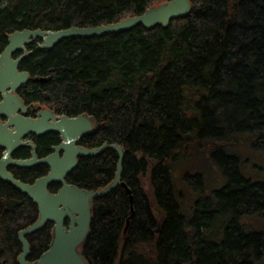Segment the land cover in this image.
<instances>
[{
	"label": "trees",
	"instance_id": "trees-1",
	"mask_svg": "<svg viewBox=\"0 0 264 264\" xmlns=\"http://www.w3.org/2000/svg\"><path fill=\"white\" fill-rule=\"evenodd\" d=\"M166 1L0 0V54L16 31L98 26ZM190 3V12L168 27L138 25L102 36H73L47 49L34 40L21 62L20 69L31 77L18 91L26 104L70 117L88 114L98 128L79 144L117 143L125 151L121 181L133 200L121 184L93 199L90 230L81 247L88 264H264V230L247 232L242 224L245 215H264V181L246 177L239 158L213 143L228 181L203 194L187 215L174 177L193 134L218 139L251 133L255 146L264 150V0ZM31 139L39 158L62 141L56 132ZM31 152L19 147L12 156L26 159ZM118 157L112 148L81 156L66 181L87 190L104 188L115 178ZM9 170L32 184L49 166ZM148 170L162 220L141 183ZM184 177L194 190L202 189L201 174ZM60 187L52 183L49 190ZM38 218L39 207L29 195L0 178V264H20L19 232ZM222 225L223 237L215 239L210 229ZM53 228L48 221L27 235L29 261L49 249Z\"/></svg>",
	"mask_w": 264,
	"mask_h": 264
},
{
	"label": "water",
	"instance_id": "water-1",
	"mask_svg": "<svg viewBox=\"0 0 264 264\" xmlns=\"http://www.w3.org/2000/svg\"><path fill=\"white\" fill-rule=\"evenodd\" d=\"M190 9V0H168L149 7L140 15L115 23L94 27L73 26L59 31L25 29L8 35L9 43L0 54V115L3 117L0 120V149L3 150L0 157V178L28 194L39 207L38 220L19 232L22 243V252L18 257L20 264H88L79 247L86 242L90 230L93 199L109 194L121 184L130 194L131 201L133 200L131 189L121 182L125 156L123 148L108 142L95 148L78 144L81 138L95 131V119L86 114L78 117L59 116L51 109H41L39 105H35L39 109L36 117L28 116L29 106L18 94V90L31 79L29 72L19 69L22 60L30 54L28 45L39 40L38 46L47 49L58 41L73 36H102L127 31L138 25L147 29L156 25L168 27L172 19L187 15ZM48 132L59 133L62 141L52 146V153L39 158L36 144L29 137L42 136ZM19 147L30 148L32 156L26 159L13 158L12 153ZM110 148L115 149L119 157L115 178L108 186L87 190L67 183L66 176L77 167L79 157L97 156ZM39 164L48 165L50 171L33 184L16 179L9 171L10 166L28 168ZM52 183L61 184L57 192H50L49 186ZM48 221L54 222L51 245L37 260L29 261L27 258L31 247L26 236Z\"/></svg>",
	"mask_w": 264,
	"mask_h": 264
},
{
	"label": "rangeland",
	"instance_id": "rangeland-1",
	"mask_svg": "<svg viewBox=\"0 0 264 264\" xmlns=\"http://www.w3.org/2000/svg\"><path fill=\"white\" fill-rule=\"evenodd\" d=\"M157 5V4H155ZM253 134L246 132L231 133L226 138H202L199 134H193L186 144L185 153L180 155L174 172L176 187L179 193L181 207L187 215H191V207L201 199L203 194L207 195L214 190L224 187L228 176L223 173L222 168L217 164L212 144L216 143L225 148L226 153L237 156L240 161V170L253 181H264V150L255 146ZM147 158V157H146ZM141 176L143 189L152 200L154 212L159 220L164 218V213L157 206L154 200V189L151 185L150 173ZM201 174L203 186L200 190H194L185 180V174ZM204 191V192H203ZM242 224L247 232L253 230H264V215H245ZM223 225L218 228H211L210 234L215 239L223 237Z\"/></svg>",
	"mask_w": 264,
	"mask_h": 264
},
{
	"label": "bare ground",
	"instance_id": "bare-ground-1",
	"mask_svg": "<svg viewBox=\"0 0 264 264\" xmlns=\"http://www.w3.org/2000/svg\"><path fill=\"white\" fill-rule=\"evenodd\" d=\"M161 4V3H160ZM157 5H159V4H157ZM153 6H156V5H153ZM123 19H125V18H123ZM123 19H121V20H123ZM121 20H119V21H121ZM119 21H117V22H119ZM112 23H115V22H112ZM108 24H110V23H108ZM101 25H104V24H101ZM163 26V25H162ZM77 27H79V26H77ZM92 27H94V26H92ZM68 29V28H67ZM61 30H65V29H61ZM49 31H59V30H49ZM38 42V41H37ZM59 42V41H58ZM56 44V43H55ZM54 44V45H55ZM28 48V47H27ZM52 48V47H51ZM29 51V50H28ZM29 52H31V51H29ZM20 65H21V63H20ZM19 69H20V67H19ZM21 70V69H20ZM21 71H24V70H21ZM25 85V84H24ZM19 94V93H18ZM25 103V102H24ZM26 104V103H25ZM26 105H28V104H26ZM37 105H39V104H37ZM29 106V108L31 107V106H34L35 107V105H32V104H30V105H28ZM40 106V108L41 109H43L42 108V106L41 105H39ZM29 108H28V110H29ZM37 109V108H36ZM39 110V109H38ZM53 111V110H52ZM85 114V113H84ZM57 115H59L60 116V114H57ZM64 114H62L61 116H63ZM80 115H83V114H80ZM80 115H78V116H80ZM86 115H88V114H86ZM65 116H67V115H65ZM78 116H73V117H78ZM91 119H93L94 120V118L93 117H91L90 115H88ZM31 117V116H30ZM36 117V116H35ZM34 117V118H35ZM68 117H70V116H68ZM96 120V119H95ZM4 121H6V119H4ZM95 131L97 130V128H98V123H97V121H96V123H95ZM94 131V132H95ZM90 134H92V133H90ZM88 135V134H87ZM86 136V135H85ZM30 139V138H29ZM82 139V138H81ZM80 139V140H81ZM79 140V141H80ZM33 141V140H32ZM61 143V142H60ZM79 144V143H78ZM104 144V143H103ZM102 144V145H103ZM114 144H117V143H114ZM80 145V144H79ZM117 145H119V144H117ZM82 146V145H81ZM101 146V145H100ZM119 146H121V145H119ZM84 147V146H83ZM97 147H99V146H97ZM122 147V146H121ZM95 148V147H94ZM115 150V149H114ZM124 150V149H123ZM13 154V153H12ZM13 157V156H12ZM17 159V158H16ZM78 161H79V158H78ZM10 171V170H9ZM49 171H50V168H49ZM11 172V171H10ZM12 173V172H11ZM49 173V172H48ZM47 173V174H48ZM13 174V173H12ZM46 174V175H47ZM14 175V174H13ZM45 176V175H44ZM42 177V176H41ZM16 178V177H15ZM40 178V177H39ZM16 179H18V178H16ZM38 179V178H37ZM36 179V180H37ZM20 180V179H19ZM22 181V180H21ZM23 182V181H22ZM122 182V181H121ZM35 183V182H34ZM33 184V183H32ZM105 188V187H104ZM102 189V188H101ZM51 192V191H50ZM54 193V192H53ZM26 194V193H25ZM30 197V196H29ZM31 198V197H30ZM32 199V198H31ZM33 200V199H32ZM38 205V204H37ZM54 223V222H53ZM67 225V224H66ZM37 231V230H36ZM34 233V232H33ZM32 234V233H31ZM29 235V234H28ZM53 235H54V228H53ZM26 238H27V236H26ZM53 238V237H52ZM28 240V239H27ZM29 242V241H28ZM52 242V241H51ZM30 244V243H29ZM51 245V244H50ZM83 245V244H82ZM82 245L79 247V250H80V252H81V247H82ZM31 247V246H30ZM82 253V252H81ZM123 258V257H122ZM118 259V258H117ZM117 262V261H116Z\"/></svg>",
	"mask_w": 264,
	"mask_h": 264
},
{
	"label": "flooded vegetation",
	"instance_id": "flooded-vegetation-1",
	"mask_svg": "<svg viewBox=\"0 0 264 264\" xmlns=\"http://www.w3.org/2000/svg\"><path fill=\"white\" fill-rule=\"evenodd\" d=\"M19 91V90H18ZM21 97V96H20ZM28 105H30V104H28ZM32 109H36V107H34V106H31L30 108H29V110H28V116H31L30 114H29V112H30V110H32ZM38 110V109H37ZM36 116V115H35ZM35 116H31V117H35ZM31 136H33V135H31ZM31 136L29 137L30 139H31ZM36 136V135H35ZM32 140V139H31ZM34 142V141H33ZM31 156H32V152H31ZM66 224L68 225V221H66Z\"/></svg>",
	"mask_w": 264,
	"mask_h": 264
}]
</instances>
